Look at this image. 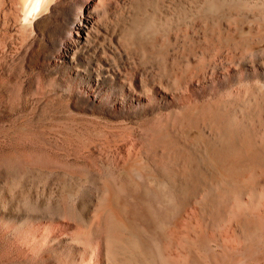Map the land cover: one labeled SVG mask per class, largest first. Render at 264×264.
<instances>
[{
    "label": "bare ground",
    "instance_id": "obj_1",
    "mask_svg": "<svg viewBox=\"0 0 264 264\" xmlns=\"http://www.w3.org/2000/svg\"><path fill=\"white\" fill-rule=\"evenodd\" d=\"M22 12L0 0V59L130 125L128 178L0 175V264H173L167 228L204 232L221 251L207 264H264V0H40L28 26ZM192 243L180 254L203 263Z\"/></svg>",
    "mask_w": 264,
    "mask_h": 264
},
{
    "label": "rangeland",
    "instance_id": "obj_2",
    "mask_svg": "<svg viewBox=\"0 0 264 264\" xmlns=\"http://www.w3.org/2000/svg\"><path fill=\"white\" fill-rule=\"evenodd\" d=\"M7 54L0 59V175H12L16 166L22 168L19 175L87 173L127 179V171L119 168L122 159L116 146L130 135V125L74 112L54 97L41 95L40 70L21 57ZM110 170L113 171L111 174ZM167 230L171 237L170 262L174 261L173 264L186 261V264H207L219 260L220 249L213 251L207 247L204 232L196 238L198 240H189L187 236L181 239L182 233L172 238L170 229ZM2 240L0 262L4 263L11 256V248L6 240ZM187 241H193L195 249L201 243L198 254L205 263H194L180 254ZM257 252H249L250 262H260L262 254Z\"/></svg>",
    "mask_w": 264,
    "mask_h": 264
},
{
    "label": "clouds",
    "instance_id": "obj_3",
    "mask_svg": "<svg viewBox=\"0 0 264 264\" xmlns=\"http://www.w3.org/2000/svg\"><path fill=\"white\" fill-rule=\"evenodd\" d=\"M23 2V12L20 17V25L28 26L30 23L34 22L33 15L35 11L39 8L40 0H22Z\"/></svg>",
    "mask_w": 264,
    "mask_h": 264
}]
</instances>
